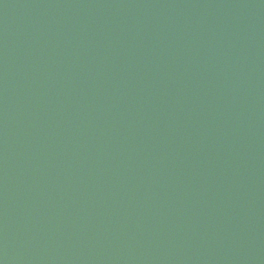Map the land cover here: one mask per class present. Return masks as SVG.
<instances>
[{
  "label": "water",
  "instance_id": "1",
  "mask_svg": "<svg viewBox=\"0 0 264 264\" xmlns=\"http://www.w3.org/2000/svg\"><path fill=\"white\" fill-rule=\"evenodd\" d=\"M0 264H264V0H0Z\"/></svg>",
  "mask_w": 264,
  "mask_h": 264
}]
</instances>
